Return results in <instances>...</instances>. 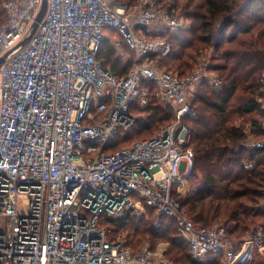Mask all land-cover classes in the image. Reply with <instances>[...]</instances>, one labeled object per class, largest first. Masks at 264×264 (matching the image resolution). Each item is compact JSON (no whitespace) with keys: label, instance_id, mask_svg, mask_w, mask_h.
Listing matches in <instances>:
<instances>
[{"label":"built area","instance_id":"built-area-1","mask_svg":"<svg viewBox=\"0 0 264 264\" xmlns=\"http://www.w3.org/2000/svg\"><path fill=\"white\" fill-rule=\"evenodd\" d=\"M41 6L8 0L0 27V264H172L169 244L135 252L104 226L148 210L157 222L173 220L196 263L251 264L250 250L264 252V225L232 240L223 228L195 225L182 206L194 173L193 100L202 85L223 90L209 55L186 78L159 68L173 52L165 35H184L186 17L158 0H48L21 45ZM112 31L133 53L122 58L133 61L124 77L98 60L105 42L121 44ZM153 102L173 114L171 123L108 153ZM251 148L264 149V141Z\"/></svg>","mask_w":264,"mask_h":264},{"label":"trees","instance_id":"trees-1","mask_svg":"<svg viewBox=\"0 0 264 264\" xmlns=\"http://www.w3.org/2000/svg\"><path fill=\"white\" fill-rule=\"evenodd\" d=\"M7 1L0 0V27L6 22ZM135 1L129 0V4ZM164 1L158 0L163 7ZM167 4L184 14L190 28L179 37L165 35L173 45L172 54L161 60L165 70L186 78L198 59L210 54L213 59L210 70L223 81L220 92L200 86L192 103L198 115L196 120H187L192 131L194 170L203 175L205 182L202 190L183 200L182 206L195 225L207 228L214 227L211 225L214 223L230 225L228 235L241 240L251 232L258 218H264L261 210L264 149H245L247 134L233 125L235 118L258 111L262 117L252 122L253 134L264 137L261 128L264 110L258 101L264 97L261 91L264 0H172ZM129 52L133 58V53ZM98 60L118 77L126 76L133 65V61L123 65L122 58L116 56L108 41L103 44ZM140 117L128 135L117 136L108 153L152 138L171 123L173 114L153 102ZM146 135L148 137L144 138ZM248 164L253 165L252 170L246 169ZM152 213L148 210L142 219L128 216L106 220L104 226L114 229L111 239H116L117 233L128 231L127 245L135 252L145 242L152 248L163 242L169 244L167 259L172 264H198L191 257L190 247L176 231L173 220L164 218L166 222L156 226L150 219ZM204 264H220V259ZM255 264H264V261Z\"/></svg>","mask_w":264,"mask_h":264},{"label":"rangeland","instance_id":"rangeland-1","mask_svg":"<svg viewBox=\"0 0 264 264\" xmlns=\"http://www.w3.org/2000/svg\"><path fill=\"white\" fill-rule=\"evenodd\" d=\"M137 1L138 0H136L133 4H135V3H137ZM156 1V0H155ZM170 2V1H172V0H165L164 1V5H165V7H163V5H161L160 3H159V5L161 6V8L163 9V10H166L167 9V5H169V4H167V2ZM121 3H123V4H129V0H121L120 1ZM177 13H180L181 15H184L182 12H177ZM179 14V15H180ZM165 33H163V35H164ZM109 36H110V38L112 39V42H114L115 43V41H119L121 44H118V42L116 43V44H118V47L116 48L113 44H111L110 42H109V46L111 47V49H113L114 50V52H115V54H116V56L118 55L119 57H120V59L121 58H125V57H128V56H130V52H129V50L127 49V47L125 46V44H124V40H123V38L121 37V36H119V35H117L115 32L114 33H110L109 34ZM165 38H167L166 36H165ZM209 56H210V54H209ZM210 58H211V56H210ZM211 61V64H213V59H211L210 60ZM216 63H219V62H216ZM197 64H198V62H197ZM159 68L160 69H162V70H165L166 69V67H164L163 66V64H162V61L161 62H159ZM174 74H176V72L174 73ZM261 91H264V89L262 88L261 89ZM261 100L262 99H259L258 98V101L261 103ZM262 117V114L260 113V112H255V113H253V114H251V115H248V116H244V117H239V118H235V120H234V122H233V125L235 126V127H237L238 129H240V130H242V131H244V132H246V134H247V140L244 142V146H245V149H248V148H250L251 149V146L253 145V144H255V143H258V142H260V141H264V137H261V136H256V135H254L253 133H254V131H253V126H252V122L254 121V120H259L260 118ZM162 129V128H161ZM156 135V134H155ZM154 135V136H155ZM146 137H148L147 135L144 137V138H146ZM146 139H148V138H146ZM139 141V140H138ZM244 155V154H243ZM232 177V176H231ZM204 177H203V175L201 174V173H199L198 171H195L194 170V173H192L191 174V176L188 178V180H187V184H186V187H185V191L183 192V194H182V196H181V198H182V202H183V200L184 199H186V198H188V197H191L192 195H195L197 192H199L200 190H202V187H203V185H204ZM24 200V198H21V201H23ZM261 210H262V212L264 213V205L262 204V208H261ZM262 214V213H261ZM155 214L154 213H152V214H150V219H152L153 220V223L154 224H157V223H162V222H166L165 221V219L164 218H162V219H160L159 220V222H157V221H155ZM212 226H214V227H219V228H223L226 232H227V237L228 238H230V239H232V240H237V239H234V238H231L230 237V235H228V231H227V228L228 227H230V225H226V224H218V223H214V224H211ZM210 225V226H211ZM261 225H264V218L262 217V218H258L257 220H256V224L251 228V232L245 237V238H243V239H241V240H237V241H243V240H245L249 235H251L252 234V232L257 228V227H259V226H261ZM128 233V231H124V232H122V233H117V234H115L114 236H115V238L116 239H120V240H123V239H126V237H127V234ZM132 239V238H131ZM147 244H149V243H147V242H145L144 244H142L141 246H140V249L143 247V246H145V245H147ZM160 244H168V243H159L158 245H160ZM150 245V244H149ZM157 245V246H158ZM156 246V247H157ZM139 250V249H138ZM249 255H250V263L251 264H255L257 261H264V252H259V251H257V250H250V252H249Z\"/></svg>","mask_w":264,"mask_h":264},{"label":"water","instance_id":"water-1","mask_svg":"<svg viewBox=\"0 0 264 264\" xmlns=\"http://www.w3.org/2000/svg\"><path fill=\"white\" fill-rule=\"evenodd\" d=\"M47 6H48V0H42V6H41L39 14H38V16L36 18V21H35V23L33 25L32 32L29 35V37L27 39H25V41L21 45H25L26 43H28L30 41L32 35L34 34V32L38 28L39 24L42 22V20L44 19L45 15H46ZM4 61H5V58L0 61V67L4 63Z\"/></svg>","mask_w":264,"mask_h":264}]
</instances>
